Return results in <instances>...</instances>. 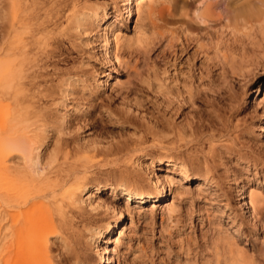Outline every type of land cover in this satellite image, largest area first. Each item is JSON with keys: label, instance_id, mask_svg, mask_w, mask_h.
I'll list each match as a JSON object with an SVG mask.
<instances>
[{"label": "rangeland", "instance_id": "obj_1", "mask_svg": "<svg viewBox=\"0 0 264 264\" xmlns=\"http://www.w3.org/2000/svg\"><path fill=\"white\" fill-rule=\"evenodd\" d=\"M77 1L69 2L82 12L108 6L112 19L123 3ZM200 1L167 0L164 15L154 17L159 33L133 5L134 13L122 25L127 41L112 40L111 50L121 55L122 65L101 56L98 28L88 34L74 28L61 40L64 54L59 51L53 59L61 69L58 74L50 69L35 99L46 120L44 152L49 158L65 149L72 160L74 151L76 158H89V187H100L96 195L121 211V218L104 244L100 226L113 211L79 209L72 235L66 240L50 236L56 264H100L98 242L110 251L105 264H217L218 259L264 264V217L252 216L247 204L239 207L250 187L264 197V24L223 27L229 0H205L222 19L205 25L192 21L184 31L176 5L190 11L202 6ZM64 77L73 83L67 90ZM118 147L128 154H110ZM172 156L192 162L190 177L177 169L159 201L134 199L128 211L123 188L145 185L147 179L137 160L157 158L153 171L165 175ZM199 166L209 168L210 176ZM123 175L131 181H121ZM110 183L120 184L116 195Z\"/></svg>", "mask_w": 264, "mask_h": 264}, {"label": "bare ground", "instance_id": "obj_2", "mask_svg": "<svg viewBox=\"0 0 264 264\" xmlns=\"http://www.w3.org/2000/svg\"><path fill=\"white\" fill-rule=\"evenodd\" d=\"M69 1L4 0L2 6L0 16V21L3 22L0 24V112L2 110L6 112L0 115V264H56L50 252V236L60 234L63 240H66L69 233L71 234L70 231L76 219L81 217L79 209L92 212L104 208L113 211V216L100 226L101 242L104 244L109 242V235L121 218V211L112 207L110 205L112 203L109 204L106 200L107 203L105 198L99 196L98 193L96 195L94 189L99 190L100 187H89V158H76L77 152L74 151L76 160H72L71 151L65 152L63 151L65 149L55 150L47 158L44 152L48 144L46 120L38 109L35 99L37 91L46 81L44 77L50 75V69L57 74V71L61 69L56 65L58 61L54 63L53 59L61 53L64 54L61 52L62 49H59V45L72 29L89 33L94 30L97 32L98 28L101 31V56L108 60L109 64L115 60L117 64H121V55L111 50L113 49L111 48L112 40L113 42L115 40L127 41V36L122 34V25L125 26L134 13L133 5L136 7L138 17L146 16L151 22L153 31L159 33L161 26L154 21V17L159 14L164 15L161 9L165 12L166 8L163 6L167 0H123V3L117 6L121 10L118 8L113 14L114 19H112L111 10L107 9L108 6H99L87 12V5H82L81 2V6L87 7L86 11L83 7L84 12H82V7L77 4L79 1L76 0L77 3H74V0L71 4ZM227 2L230 9L225 12V15L222 14L224 16L223 27L238 29L254 26L257 23H260V26L264 24V0H229ZM199 4L202 6H197L196 9L190 11L187 10L185 4L180 8L178 4L177 8L175 6L184 18L182 22L184 31H189L192 21L205 25L222 19L214 12L210 1L201 0ZM66 72V74L69 73V71ZM69 80H61L65 81L66 90L69 84L70 87L73 85ZM258 88H252V90L257 92ZM64 92L66 93L65 90ZM128 151L127 148L120 147L109 150L110 154L115 155H125ZM155 160L153 157L137 160L139 168L146 173L144 175L147 177L146 184L123 188L127 207L134 199H137L138 201L135 202L138 203L159 201L164 194L165 185L171 184L174 179L171 173L177 172V169L183 177H190L192 162L188 159L169 157L166 160L165 170L168 173L165 175H157L156 171H153ZM198 169L205 175H209L211 171L207 167L202 169L201 166ZM120 177L121 181L127 183L131 181V177L126 178L124 175ZM108 186L116 195L120 184L110 183ZM204 186L200 183V188ZM244 197H248V200L244 199L239 207L247 204L248 208L250 207L253 211L252 216L256 214L263 218L264 197L262 194L250 187L248 195L242 196ZM82 204H86V207ZM129 209L130 206L128 211ZM98 243L96 249L99 250V256L96 257L99 258L100 264H105L110 261V257H107L109 250L105 245ZM216 248L218 252L219 247ZM224 261L221 262V259H218V263L228 264V259Z\"/></svg>", "mask_w": 264, "mask_h": 264}]
</instances>
